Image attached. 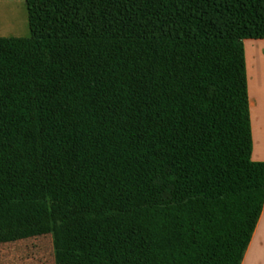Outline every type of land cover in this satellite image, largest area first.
Wrapping results in <instances>:
<instances>
[{
    "label": "trees",
    "instance_id": "1",
    "mask_svg": "<svg viewBox=\"0 0 264 264\" xmlns=\"http://www.w3.org/2000/svg\"><path fill=\"white\" fill-rule=\"evenodd\" d=\"M0 38V245L55 264H243L264 210L245 41L264 0H26Z\"/></svg>",
    "mask_w": 264,
    "mask_h": 264
},
{
    "label": "crops",
    "instance_id": "2",
    "mask_svg": "<svg viewBox=\"0 0 264 264\" xmlns=\"http://www.w3.org/2000/svg\"><path fill=\"white\" fill-rule=\"evenodd\" d=\"M244 46L253 135L252 159L264 163V40H248ZM0 264H55L52 238L46 236L0 245ZM243 264H264V210Z\"/></svg>",
    "mask_w": 264,
    "mask_h": 264
},
{
    "label": "rangeland",
    "instance_id": "3",
    "mask_svg": "<svg viewBox=\"0 0 264 264\" xmlns=\"http://www.w3.org/2000/svg\"><path fill=\"white\" fill-rule=\"evenodd\" d=\"M30 35L26 0H0V38H29Z\"/></svg>",
    "mask_w": 264,
    "mask_h": 264
}]
</instances>
